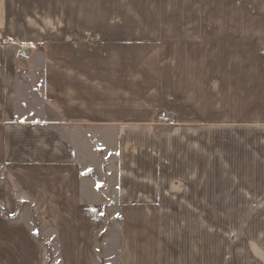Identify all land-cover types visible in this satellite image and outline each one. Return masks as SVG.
<instances>
[{
	"label": "crops",
	"instance_id": "obj_1",
	"mask_svg": "<svg viewBox=\"0 0 264 264\" xmlns=\"http://www.w3.org/2000/svg\"><path fill=\"white\" fill-rule=\"evenodd\" d=\"M48 262L264 264V0H0V264Z\"/></svg>",
	"mask_w": 264,
	"mask_h": 264
},
{
	"label": "rangeland",
	"instance_id": "obj_2",
	"mask_svg": "<svg viewBox=\"0 0 264 264\" xmlns=\"http://www.w3.org/2000/svg\"><path fill=\"white\" fill-rule=\"evenodd\" d=\"M104 216H105V220L107 221V224L105 226L104 235L107 237L109 243L112 246L113 242H114V238H115L117 220L115 219V217L112 216V213L110 212V210L105 209V215ZM48 264H52V263L48 262Z\"/></svg>",
	"mask_w": 264,
	"mask_h": 264
},
{
	"label": "built area",
	"instance_id": "obj_3",
	"mask_svg": "<svg viewBox=\"0 0 264 264\" xmlns=\"http://www.w3.org/2000/svg\"><path fill=\"white\" fill-rule=\"evenodd\" d=\"M157 119L160 124L172 125L174 123V120L165 112L159 113Z\"/></svg>",
	"mask_w": 264,
	"mask_h": 264
},
{
	"label": "trees",
	"instance_id": "obj_4",
	"mask_svg": "<svg viewBox=\"0 0 264 264\" xmlns=\"http://www.w3.org/2000/svg\"><path fill=\"white\" fill-rule=\"evenodd\" d=\"M100 264H102V263H100Z\"/></svg>",
	"mask_w": 264,
	"mask_h": 264
}]
</instances>
